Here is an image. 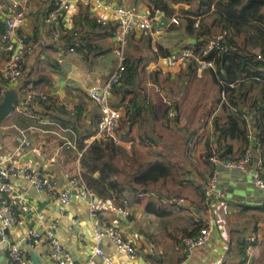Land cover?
Listing matches in <instances>:
<instances>
[{"label": "crops", "instance_id": "crops-1", "mask_svg": "<svg viewBox=\"0 0 264 264\" xmlns=\"http://www.w3.org/2000/svg\"><path fill=\"white\" fill-rule=\"evenodd\" d=\"M111 1L149 10L147 0ZM167 1L175 10L168 20L159 10L152 30L134 29L128 36L126 60L128 57L138 61L135 92L142 109L130 121L126 105L132 96L120 100V95L113 93L111 102L124 116L117 131L120 148L111 168L113 179L124 191L113 198L96 196L98 214L95 217L88 202L77 193L67 206H62L59 193L68 187L72 176L81 174L84 151L94 140L102 139L96 138L100 108L89 98L88 89L96 81L106 80L117 66L116 42L109 32L114 23L98 24L96 13L88 5L78 3L60 18L61 39L57 42L52 30L56 24L45 22L50 4L30 0V11L20 31L34 50L25 59L23 76L8 88H19L21 98L27 83L38 95L29 110L7 117L0 124V163L25 164L50 178L56 190L53 194L37 191L30 181L21 177L7 180L12 186V195L20 201L17 223L9 228L8 235L0 231V264L5 259L7 264H12L9 251L13 245L25 250L26 264H58L50 257V242L45 233L53 224L55 235L72 256L73 264H102L101 258L92 256L91 252L96 245L97 222L113 225L135 241L138 257L132 260L120 253L110 238L104 239L102 246L113 256L114 264H247L240 252L241 243L256 234L261 239L250 264H264V194L257 195L259 187L254 182L255 172L264 168V143L259 140L264 132L257 124L262 117L252 106L253 102L263 100L261 84L246 87L245 98L238 100V107L248 113L250 144H244L241 139L231 140L218 129L223 127L232 109L225 108L227 97L221 96L213 80L214 69L162 63L165 56L161 55L159 46L178 54L189 44H195L191 38L196 43L203 40L183 32L186 14L183 11L197 10L199 0ZM6 11L10 9L6 7ZM174 17L178 18V24L173 22ZM200 19L198 16L196 21ZM212 20L207 17L205 21ZM3 26L1 21L0 33ZM157 29L161 32L156 33ZM219 30L218 24L212 26L213 33ZM76 41L82 42L84 48L74 46L70 50L69 46ZM8 56L0 42V68ZM60 58L63 62H59ZM156 64L161 65L159 69L155 68ZM43 76L50 78V82L41 81ZM3 84L0 73V86ZM38 97H42L44 104L39 103L40 99L37 101ZM69 105L76 109L70 110ZM171 109L173 117L167 114ZM253 139L258 141L256 148ZM248 148L252 150V163L247 171H240L241 182H237L238 188L245 189L244 194L237 191L229 199L219 179L224 185L235 180L231 171L224 172L217 166L218 188L207 198L204 185L215 169L210 155L237 159ZM153 169H156L155 179L151 176ZM98 175L96 172L95 176ZM251 175L252 181L248 179ZM219 191L226 193L224 198H219ZM127 199L131 215L126 217L117 208ZM173 199L184 201L177 203ZM41 213L46 220L39 219ZM206 226L211 228L210 239L186 259L183 238L197 234ZM35 229L42 237L30 246L27 237Z\"/></svg>", "mask_w": 264, "mask_h": 264}, {"label": "built area", "instance_id": "built-area-1", "mask_svg": "<svg viewBox=\"0 0 264 264\" xmlns=\"http://www.w3.org/2000/svg\"><path fill=\"white\" fill-rule=\"evenodd\" d=\"M50 4L51 10L48 13L45 22L48 25H54L53 38L59 42L61 39L60 18L68 12L71 7L78 3L88 5L92 11L96 13V22L103 26H110L112 37L116 42L114 48L117 66L109 77L104 81H96L88 89L89 98L95 103L101 112V116L97 122L96 138H112L115 143L121 140L117 135L118 128L124 116L123 111L112 104L114 86L118 84L126 69V48L128 44V36L134 29L142 31H150L153 29L156 14L153 15L150 10L136 9L123 4L112 3L111 0H43ZM6 7L10 12L6 11ZM30 11V0H2L0 2V22L3 23V30L0 33V42L7 49L9 56L4 65L0 68L1 78L4 82L0 86V101L2 100L8 85L19 80L25 70V59L30 55L34 47L27 40L26 36L21 33L20 29L25 25L27 15ZM173 22L179 23L178 18L174 17ZM200 22H195V27L199 28ZM161 30L157 29L156 33ZM227 31L220 32L215 36L206 39L205 45L199 52H195L191 48H186L181 53L174 54L162 58V63L168 66H184L193 63L195 68L215 69L216 62L214 59L206 58L214 49L223 51L229 50V45L225 42ZM70 50H74L70 47ZM59 62H63L60 58ZM161 65L156 64L155 68L159 69ZM236 82L230 83L231 87H236ZM38 93L32 85H25L21 91V98L7 117H13L17 113L29 110L30 104L36 100ZM221 96L226 97L225 90L221 91ZM74 111V105L68 106ZM32 116L35 114L30 111ZM169 117H173V110H169ZM252 150L248 148L237 159H220L218 155H212L210 162L215 165L212 176L204 185V193L210 198L218 188L219 170L217 166L225 168H233L241 171H247L252 163ZM24 178L30 181L37 191H47L53 194L56 190L50 178L40 174L29 166L17 162L0 163V226L2 228H10L17 223V206L20 198L12 195V186L7 182L9 179ZM254 182L259 188H264V168L257 170L254 175ZM75 189L78 196L85 199L89 204L90 212L93 216H97L98 201L95 200V193L88 188L81 174H76L69 180V185L59 193V199L62 206H67L71 202L73 196L72 190ZM225 192L219 191V198L225 197ZM177 203H181L183 199H173ZM117 212L123 216L131 215L130 201L124 200L118 206ZM41 221L46 220L45 214H39ZM55 224L48 228L45 233L50 242V257L58 264H73V258L70 253L63 247L60 240L56 237L54 231ZM95 247L92 249V256H98L102 260V264H114V258L102 246L105 238H110L117 246L120 253L127 255L134 260L138 257V250L135 241L131 237L121 234L115 226L108 225L104 222H97L94 226ZM211 228L203 227L196 235L186 236L183 238V252L186 259L191 258L193 251L204 245L211 237ZM42 237L40 231L32 230L28 235V245L32 246ZM259 235H251L246 240V263L253 261V254L256 244L260 241ZM155 248V246H152ZM9 258L12 264H26V252L18 245H13L9 251Z\"/></svg>", "mask_w": 264, "mask_h": 264}, {"label": "trees", "instance_id": "trees-1", "mask_svg": "<svg viewBox=\"0 0 264 264\" xmlns=\"http://www.w3.org/2000/svg\"><path fill=\"white\" fill-rule=\"evenodd\" d=\"M147 3L153 15L157 10H160L164 13L165 20H168L175 11L167 0H147ZM199 4L197 10L183 11L186 13L183 32L186 36H193L197 39L202 37L203 40H198L192 45L189 44L186 48L199 52L207 38L227 31L225 42L229 45V50L214 49L206 57L215 60L216 70H212L213 80L218 84L220 92L225 90L227 97L225 108L232 109L221 129L218 128L217 122L215 124L221 133L229 136L231 140L241 139L244 144L249 145L246 118L248 113L238 107L240 103L238 100L245 98L248 90L244 89L253 84H261L264 94V0H199ZM198 16H201L199 29L195 27ZM207 17H212V22L207 23L205 21ZM215 24L220 27L217 33L212 32V26ZM109 32L111 35L112 32L110 30ZM74 46L79 49L84 48L82 42L76 41L69 47ZM160 50L161 55L165 57L174 54L169 50H164L162 46H159ZM189 66L195 68L193 63H190ZM41 81L49 83L50 78L47 79L43 76ZM236 81L238 82L236 87H231L230 83ZM137 86L138 61H131L127 57L126 69L120 82L114 86L113 93L120 95V100L125 99L127 95L132 96L126 105L130 121L142 109L141 102H138L136 98ZM41 98L38 97L37 101L40 99L39 103L44 104ZM252 106L256 107L255 110H258L262 117L261 121H257V124L264 132V95L262 101L253 102ZM259 140L264 143V136H260ZM84 146L83 144L80 147L84 148ZM119 148L112 138L96 139L84 151L81 158L83 167L81 176L88 188L100 199L113 198L121 195L124 191V188L120 187V183L113 179L114 170L111 168ZM219 157L220 159H230L224 158V155H219ZM96 172L99 173L98 176H95ZM152 172L151 176L155 179L156 169H153ZM262 208L264 209V206ZM240 252L243 260L246 261V243L244 241L241 243Z\"/></svg>", "mask_w": 264, "mask_h": 264}, {"label": "water", "instance_id": "water-1", "mask_svg": "<svg viewBox=\"0 0 264 264\" xmlns=\"http://www.w3.org/2000/svg\"><path fill=\"white\" fill-rule=\"evenodd\" d=\"M191 40H193V42L196 43V39L191 38L190 41ZM19 100H20L19 88L11 87V88H8L6 90L2 100L0 101V124L7 118L8 113L12 110L14 105L19 102ZM257 142H258L257 139H253V147H255V148L257 147ZM220 167H221L222 171H224V172L231 171L232 179L235 180V181H233L227 185H224V183L222 182L223 183V185H222V183L220 182V179H219V185L221 186V188L226 189L228 196H229V199H232V197L234 196V194L237 193V191L239 193L244 194L243 192H245V189L238 188V184H237V182H241L240 181V175H241L240 171L241 170H237V169H233V168L229 169V168H225L223 166H220ZM248 179L250 181H252V179H253L252 175ZM221 180H222V178H221ZM257 189H258L257 195L258 194H264V188H257ZM75 193H76V191L73 192V194H75ZM96 199L98 200V197H96ZM0 231H2L6 235L9 234V228H3ZM3 254L5 256V252ZM5 260L2 264H7V262ZM0 262H2V261H0ZM76 264H79V263H76Z\"/></svg>", "mask_w": 264, "mask_h": 264}]
</instances>
